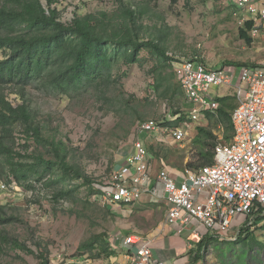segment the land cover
Listing matches in <instances>:
<instances>
[{
  "label": "trees",
  "instance_id": "trees-1",
  "mask_svg": "<svg viewBox=\"0 0 264 264\" xmlns=\"http://www.w3.org/2000/svg\"><path fill=\"white\" fill-rule=\"evenodd\" d=\"M133 1L115 0L116 6L111 11L76 9L71 19L65 21L62 12L54 6L55 0H0V180L7 184L14 182L26 191L42 184L53 192L51 201L55 204L61 199L71 200L81 186H87L91 194L102 195L104 185L86 173L75 157L77 151L67 140L47 131L37 119L29 97L31 88L68 100H81L91 94L106 109L122 106L114 93L121 77L117 73L124 65L137 64L144 68L148 62L142 57L145 53L156 62L151 73L155 74L153 82L158 97L171 104L177 102V107L172 109V114L179 116L176 122L160 124L178 126L190 121L181 109L185 99L181 86L174 82L175 74L164 75L161 70L171 67L169 63L179 58L170 56L168 49L154 37L142 34L143 21L150 18L147 2L138 5ZM252 28L253 21L240 26V38L252 43ZM190 61L211 68L203 59ZM218 100V117L211 113L207 116L230 131L227 140L231 141V115L238 104L230 97ZM138 119L148 121L144 116ZM199 133L206 134L199 167L211 165L214 135L205 127H199ZM104 211L114 213L108 206ZM254 215L253 223L242 227L235 241L204 235L191 252L192 264H206L212 250L220 264H264V239L252 229L260 224L264 229V212ZM17 220L5 216V206L0 202V224ZM12 241L15 247L33 254L18 241ZM108 242V235L102 233L82 243L79 250H89L94 256L112 255ZM37 258L38 264L50 262L47 254H39Z\"/></svg>",
  "mask_w": 264,
  "mask_h": 264
},
{
  "label": "rangeland",
  "instance_id": "rangeland-1",
  "mask_svg": "<svg viewBox=\"0 0 264 264\" xmlns=\"http://www.w3.org/2000/svg\"><path fill=\"white\" fill-rule=\"evenodd\" d=\"M55 1L57 3L54 6L62 12V19L65 21L71 19L76 9L98 12L111 11L116 6L115 0ZM143 1L147 2L150 18L143 21L142 34L154 37L168 49L170 56L179 58V61L203 59L208 67L219 68L254 65L264 57V49L259 51V48L264 47V34L260 32L253 38L250 33L252 43L241 39L238 34L241 14L235 16L233 13L237 10L230 7L227 0H135L133 3L139 5ZM142 57L148 61L144 68L137 64L124 65L117 73L121 77L114 93L122 106L106 109L91 94L81 100H68L35 88L29 90L37 119L47 127V131L67 140L74 151H77L75 157L86 173L96 183L104 186L134 151L133 133L137 123L141 122L138 117L144 116L147 120L161 123L177 107V102L171 104L158 97L153 82L155 74L151 73L156 68V62L145 53ZM179 61L169 63L171 67L161 68L164 75H173ZM211 94L237 99L233 88L224 85L213 87ZM129 99L131 103L128 102ZM181 109L183 110V105ZM187 125L190 136L183 144L170 142L165 135L145 137L149 153L158 160L165 157L174 163L188 157L192 167H199V153L203 150L201 146L206 140V134L197 132L196 128L206 127L212 131L214 139L211 141L214 144L218 140L228 141L230 131L219 122L217 124L215 118L201 123L188 121ZM35 186V189L27 192H13L9 198L0 196L1 204L5 206V216L18 219L0 224V264H38L39 254H47L50 260L59 254L66 260L76 256H92L89 250L82 251L79 247L93 236L105 233L110 240L116 229L124 227L133 218L131 222L143 233L151 225L153 218H160L157 210L142 214V207L145 206L140 204L142 200L133 205H117L113 209L114 213L106 214L100 197L91 194L87 186L79 187L71 200L61 199L58 204L51 201L53 192L42 184ZM133 210L136 213L125 216ZM253 218L248 217L236 224L233 232L238 233ZM252 229L264 239L262 224L253 226ZM199 231L203 235L212 233L203 225H199ZM2 238L7 241L4 242ZM12 239L33 254L24 248L15 247ZM207 257L206 264H220L213 250Z\"/></svg>",
  "mask_w": 264,
  "mask_h": 264
},
{
  "label": "built area",
  "instance_id": "built-area-1",
  "mask_svg": "<svg viewBox=\"0 0 264 264\" xmlns=\"http://www.w3.org/2000/svg\"><path fill=\"white\" fill-rule=\"evenodd\" d=\"M228 5L241 14L243 26L253 21L251 35L260 34L264 26V0H227ZM176 82L184 94L183 114L197 122L202 115L217 116L219 96L211 94L213 87L227 86L234 90L238 106L231 115L233 138L218 140L213 149L214 162L202 167H187L182 180L172 176L167 168L157 175L168 210L165 222L180 225L179 233L191 220L199 222L212 231L210 235L221 241H235L236 224L248 217L256 218L254 212H264V62L259 66H224L210 68L190 60H182L174 70ZM177 115H168L164 123H175ZM187 122L181 125H165L148 120L137 123L133 133V152L126 163L116 170L103 187L100 196L103 206L133 205L142 200L146 192L156 195L149 174V150L145 137L165 135L174 143L183 144L189 135ZM156 183V184H157ZM0 189L10 192L1 184ZM183 228V229H182ZM199 239L204 236L199 226L194 229ZM151 241L139 233L124 238L123 244L131 249L130 264H163L154 259ZM192 242L188 246L192 248ZM59 254L49 264H63Z\"/></svg>",
  "mask_w": 264,
  "mask_h": 264
},
{
  "label": "crops",
  "instance_id": "crops-1",
  "mask_svg": "<svg viewBox=\"0 0 264 264\" xmlns=\"http://www.w3.org/2000/svg\"><path fill=\"white\" fill-rule=\"evenodd\" d=\"M261 32L264 34V26L263 29H261ZM261 49H264V47L259 48V51ZM263 62L264 57H262L257 63H254V65L259 66ZM219 98L221 97L219 96ZM232 102H234V104L238 103L237 99L232 100ZM209 119L210 118L207 116V114H204L202 115L201 119L197 122L201 123L204 121H212ZM196 130L197 132H199V128H196ZM189 136L190 132L188 137ZM169 141L173 142L172 139H169ZM199 155L200 161L203 162L201 152L199 153ZM190 160L191 159H189L188 157H183L181 158V161H179L178 163H174L172 161L166 160L165 157H161L158 160L149 153V174L151 177L150 179L152 182V186L156 188L157 194L154 195L149 192H146L143 195L142 203L140 204L145 205L142 207V214H149L153 210H157L160 212V218L157 220L153 218L151 225L148 228L144 229L143 233L140 232L139 228H137V226L133 225V223L131 222L134 220V218L130 219L131 221H129L127 225H124V227H121L118 230L116 229L113 233L114 237H111L108 242V246L110 249L109 251L113 252L112 255L106 256V254H104L103 256H76L72 259H65L63 264H130V257L132 253L135 252L137 246L128 249L124 246L123 241L127 235H130L132 233H139L145 239L150 240L152 242L151 247L155 260L160 261L163 264H192L193 256L191 252L196 247L197 242L199 241V239L194 235V229L199 226V222L191 220V223L184 227L182 233H179L178 230L180 225L166 224L165 214H167L168 205L165 202V197L162 188L157 183V175L163 167L167 168L174 178L181 181L185 169L190 163ZM2 195L5 194H0V196ZM117 207L118 206H113L112 210ZM134 213H136V211H129L128 214L125 216H129L130 214ZM148 214L146 216H148ZM122 216L125 217L124 214H122ZM234 229L236 228L234 227ZM189 242H192V248L188 246Z\"/></svg>",
  "mask_w": 264,
  "mask_h": 264
},
{
  "label": "clouds",
  "instance_id": "clouds-1",
  "mask_svg": "<svg viewBox=\"0 0 264 264\" xmlns=\"http://www.w3.org/2000/svg\"><path fill=\"white\" fill-rule=\"evenodd\" d=\"M231 7V6H230ZM177 81V80H176ZM170 115H173V114H170ZM167 117V116H166ZM176 122V121H175ZM1 184H5V185H7V186H9L10 187V192H7V191H3V190H1L0 189V194H5V196H7V198H9L10 197V195L13 193V192H21V191H23V190H25L23 187H19V186H17L14 182L13 183H11V184H7V183H4V182H0V185ZM18 189H20L19 191H18ZM26 191V190H25ZM27 192V191H26ZM138 203V202H137ZM108 207L109 206H111V205H107ZM121 206H123V205H121ZM125 206V205H124ZM104 207H106V206H104ZM113 206H111V208H112ZM241 230V229H240Z\"/></svg>",
  "mask_w": 264,
  "mask_h": 264
},
{
  "label": "water",
  "instance_id": "water-1",
  "mask_svg": "<svg viewBox=\"0 0 264 264\" xmlns=\"http://www.w3.org/2000/svg\"><path fill=\"white\" fill-rule=\"evenodd\" d=\"M108 208L111 209V206H109Z\"/></svg>",
  "mask_w": 264,
  "mask_h": 264
}]
</instances>
